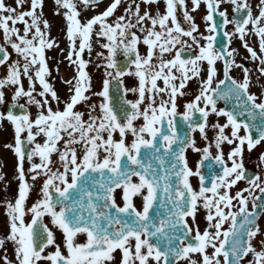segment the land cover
I'll use <instances>...</instances> for the list:
<instances>
[{"label": "snow or ice", "instance_id": "1", "mask_svg": "<svg viewBox=\"0 0 264 264\" xmlns=\"http://www.w3.org/2000/svg\"><path fill=\"white\" fill-rule=\"evenodd\" d=\"M100 2L55 0V14L66 21V59L77 72L63 81L70 95L62 101L49 82L46 50L58 45L49 35L44 0H0V106L8 104L0 123L14 128V144L4 147L17 158L19 181L14 203L5 205L9 232L0 238V264H245L249 256L246 264H264V229L258 224L264 178L248 175L243 164L245 146L251 152L264 143V92L250 91L251 70L237 63L239 52L231 47L238 39L264 77V0L255 6L251 0H190V9L186 0H163V13L161 0H111L103 12L82 22V14ZM122 4L123 14L110 22ZM201 5L208 35L199 33L191 14ZM224 5L231 6L232 19L227 8L221 10ZM178 10L187 29L178 21ZM94 37L107 52L96 54L106 61L97 65L105 69L102 90L92 93L102 98L99 105L87 103L91 78L83 58L85 51L91 54ZM234 69L242 71L241 80L233 77ZM125 76L134 77L137 86L124 88ZM194 79L198 94L180 113L177 98L188 94ZM112 81L116 88L110 94ZM129 92L137 98L126 99ZM219 101L224 108L217 107ZM80 104L87 107V119L76 110ZM213 114L226 122L211 125L215 135L209 141ZM196 132L205 147H197ZM225 144L233 146L226 158ZM189 149L201 154L195 170ZM259 159L264 163V153ZM26 160L31 180L43 177L40 199L31 207L26 205L33 187L25 175ZM241 181L247 187L232 194ZM200 207L206 211L203 232L197 223Z\"/></svg>", "mask_w": 264, "mask_h": 264}, {"label": "flooded vegetation", "instance_id": "2", "mask_svg": "<svg viewBox=\"0 0 264 264\" xmlns=\"http://www.w3.org/2000/svg\"><path fill=\"white\" fill-rule=\"evenodd\" d=\"M256 1H258V0H251V3L253 4V6H255L257 4ZM110 3H111V0H102L98 4V6H95L94 11L84 12L82 14V17H81L82 22H83V20H85L87 18H91L93 15H96V14L103 12ZM186 4H188L189 9H190V7H191L190 0H186ZM124 7H125V5L122 4V6L117 10L115 15L112 18H110V22H111V20H114L117 16L123 14ZM224 8H227V11L229 14V19H232L233 13L231 10V6L224 5V6H222L221 10H224ZM159 10L162 13L164 11L163 0H161V6H160ZM142 11H143V5H142ZM151 11L153 12V14H155V11H156L155 6H153ZM255 13H256V11H254V15H255ZM191 14L194 17L195 23L199 27V33H202L204 35H208V33L205 30L207 25L205 24V21L203 19V17L207 14L205 6L201 5V8L197 12L191 13ZM53 16L54 15L48 14L47 18H46V20L49 22V25H50L49 35H50V38L52 40H54L56 37V35H53L52 33L54 31L55 25L57 24L55 22ZM177 18H178V21L181 23V25L185 29H187L188 25L183 20L182 10H178ZM62 22H63V20L61 18V20L58 22V24H62ZM19 27L22 28V25H20ZM226 30L229 32L233 31L234 30L233 25L229 24L227 26ZM197 35H199V34H197ZM255 39L256 38L253 37V43H255ZM103 42L104 41H100V43H103ZM201 43L203 44L205 42L201 41ZM231 47L236 48L239 52V55L236 57L237 63H241L245 67H247L251 70L250 74H251V79H252V86L250 87V91L252 93H255L258 96L261 95V93L264 92V77H260L259 73L256 71V69L258 67V63L253 62L250 59L248 53L242 47V45L238 39H235V38L233 39ZM68 51H69V41H68L67 36H66V21L64 19V38H63V41H62L59 49L55 50V47H53L50 50H46L47 63H48V67H49V70L51 73V75L49 77V82L54 85V88H55L57 94L59 95V97L61 98L62 101L68 99V97L70 95L69 91H68V86L63 81L68 80V79H72L77 74L76 66L71 65L70 62L66 59ZM98 52H104V54L107 55L106 50L99 47V43L96 42L95 37H94L93 38V50H92L91 54H89L87 51H85V53L83 54V58L88 62V67H87L86 71L88 72V74L91 78V91L89 93H86V95L91 96V100L88 101L87 103L96 104V105H99L102 98L95 96V95H92V93L99 92L102 90L103 80L105 79V69L103 67H97V65H103L104 63H106V61L103 58L97 57L96 54ZM140 52L142 55L145 53V47L143 45L140 46ZM192 55H195V53H192ZM166 58H170V57H166ZM14 59H15V55H14ZM116 59L118 62H121L124 60V57L122 55H118L116 57ZM204 68L205 69L207 68L206 64L204 65ZM57 69H58V71H57ZM217 69L220 73L218 76V79L223 78V76H222V63L221 62L217 63ZM204 75H205V73H202V77ZM232 75L237 80H241L243 78V73L240 69H234L232 72ZM137 83L138 82L134 77L125 76L123 78L124 88L136 87ZM158 84L160 87H163L162 81H159ZM25 88L27 89V81L26 80H25ZM39 90H40L39 85H37V91H39ZM185 91L188 93L187 95L177 98V107H178V112H180V113H182L184 110L183 105L190 102V100H192L194 98V96L196 94H198L199 81H197L195 79L192 81H189L188 86L185 89ZM126 98L129 100H135L137 97L134 94H132L131 92H129ZM165 99H167V97H165ZM24 102L25 101L23 99L20 101V103H24ZM52 107L55 110V108H56V102L55 101L52 102ZM217 107L223 108V105L217 104ZM60 108L61 109L63 108V104L60 105ZM76 110L81 111V112H85V119H87V107L85 104L77 105ZM29 111L31 112V114L34 118L36 113H37V109L35 108V106H32L29 109ZM217 122H219L220 124H223L226 122V118H224V117L218 118L214 114L209 117V121H208L209 128L207 130L209 141H212L213 137L215 135L214 130L211 129V125L215 124ZM139 123H141V122L138 121L137 124H139ZM226 134H230V129L226 130ZM243 134H244L243 131H241V135H243ZM193 135H194V138L196 140L197 147L203 148L206 146V142L200 138L199 132H196ZM116 138L117 139L119 138L118 134H117ZM14 139H15V133H14L13 126L10 123H8L7 121L0 123V174H2L4 176V180L0 181V238L5 237L9 232L8 217L6 216L5 205L7 202H13L14 203L15 198L18 195L19 181L16 178L17 177V171H16L17 158L15 157L14 153L11 150L4 147V145H6V144H14ZM129 139H130V137H129ZM37 141L43 142L41 137H38ZM232 147L233 146H229L227 144L223 145V151L225 154V158L227 157V154L231 150ZM211 151H212V154L216 155V150L214 147L212 148ZM262 153H264V143L257 146V148L253 149L251 152H249L247 150V146H245V149L243 152V164H244L245 171L248 175L258 174L262 178H264V163H261V161L259 159L260 155ZM186 155H187V159L189 161V166L192 167L193 170H195L197 162L201 159V154L198 152H193L191 149H189ZM52 160L54 162H56L58 160V157L54 154L52 156ZM34 162L39 163L40 161L38 158H35ZM229 166H231L230 162H229ZM29 167H30V165L26 160L25 164H24L25 175L27 178V182L30 185H33L32 189L29 193V198L26 201L27 207H31L32 204H34L38 199H40V189H41L42 184H43V177H41L40 179H38L35 182H33L31 180L30 175L28 173ZM191 182L193 184V187L198 190V179L193 177V178H191ZM244 187H247V184L244 181L239 182L238 185L234 189H232V194H235L236 191H238ZM137 206L139 207V202H138ZM249 210H251V205H249ZM205 216H206V211L202 207H200L198 209V212H197V223L199 225L201 232H203V230L207 227V222L205 220ZM25 220H26V222H30V220H31L30 215L26 216ZM44 222L49 223V218L45 217ZM189 222L191 223V220H189ZM258 224L260 225L261 229H264V214H262L260 216V219L258 220ZM228 227H229V225L226 223L223 226L222 230H227ZM57 236L59 238L60 234L57 233ZM80 239H81V241H83L84 238L80 237ZM7 249H8V256L10 258L11 255L9 253H10V251H12V247L10 244L7 245ZM51 250L52 249H49V251H51ZM208 251H209V253H211L212 249H209ZM2 254L3 253L0 252V255H2ZM116 255H117V259H119V253H117ZM195 258H198V257H195ZM250 259H251V257L249 256L248 258H246V261L250 260ZM221 260H222V258H221ZM246 261H245V264H246Z\"/></svg>", "mask_w": 264, "mask_h": 264}, {"label": "rangeland", "instance_id": "3", "mask_svg": "<svg viewBox=\"0 0 264 264\" xmlns=\"http://www.w3.org/2000/svg\"><path fill=\"white\" fill-rule=\"evenodd\" d=\"M44 2H48V0H44ZM8 3H12V0H8Z\"/></svg>", "mask_w": 264, "mask_h": 264}]
</instances>
